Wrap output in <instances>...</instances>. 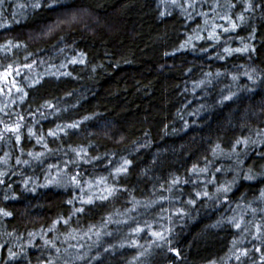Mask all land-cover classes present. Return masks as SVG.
<instances>
[{"label": "trees", "instance_id": "1", "mask_svg": "<svg viewBox=\"0 0 264 264\" xmlns=\"http://www.w3.org/2000/svg\"><path fill=\"white\" fill-rule=\"evenodd\" d=\"M180 2L187 8L185 0ZM229 2L237 6L230 10ZM216 3L197 0L195 8L188 9L190 16L171 0H4L0 4V25H4L0 46L9 41L19 45L0 47V73L9 64L35 62L31 73H25L43 76L33 88L27 87L28 79L14 73L7 80L0 78L5 92L12 79L28 92L23 101L15 88L12 95L0 93L4 122L0 132L18 115L24 117L19 144L9 132L0 140V172L7 173L2 177L6 183L0 184V209L12 213L0 214V264H48L49 260L53 264H264V246L253 239L254 225H248L250 235L227 223L241 214L245 222L264 223V211H259L264 200L258 199L264 190V143L259 142L264 135L257 136L264 133V0H252L254 7L247 12L244 0H219L220 7L213 11ZM242 12L243 23L237 19ZM217 13L230 14L238 24L234 32L216 29L219 44L207 39L212 25H230ZM197 35L205 38L196 39ZM244 44L255 51L223 53L224 47ZM74 58L84 63L72 64ZM233 93L232 100L223 99ZM45 102L53 107H41ZM73 122L81 123L58 138L48 136L57 125ZM29 128L36 136L29 138ZM40 135L52 150L43 163L28 156L46 151L36 143ZM245 137L258 143L238 145V155L232 154L235 141ZM217 144L224 155H213ZM79 148L88 157L101 159L69 168L79 171L82 181L108 177V183L120 189L114 197L81 204L78 188L43 186L48 166L63 169L64 162L76 159L72 149ZM5 153L7 164L2 162ZM17 158L30 163L17 164ZM125 158L132 161L128 172L119 178L110 175ZM194 165L209 171L197 178L191 172ZM217 168L222 171L216 172ZM249 169L253 180L242 178ZM56 171L51 170L52 177ZM238 174L227 199L217 194L220 184ZM174 177H180L181 183L168 191ZM213 177L215 182L208 183ZM83 187L87 195L99 194L95 186L89 190L84 183ZM204 191L211 198L196 197ZM190 199L195 204H189ZM80 207L85 211L72 215ZM251 208L258 209L255 215ZM180 209L183 214H178ZM69 216L68 224L58 223L49 231L54 221ZM109 217L112 222L105 227ZM145 221L153 230L171 228V234L165 233L171 245L155 247L147 229L132 235L131 229L137 224L143 227ZM218 221L222 223L216 226ZM93 225L94 231L112 235L99 240L92 234L84 236ZM70 233L77 238H67ZM129 237L138 246H129ZM45 240H52L55 247L45 245ZM169 247L177 248L180 255L169 252ZM256 247L262 251L256 252ZM9 249L19 254L16 259H9ZM237 249H248L249 255L237 261ZM81 255L84 259H76Z\"/></svg>", "mask_w": 264, "mask_h": 264}, {"label": "snow or ice", "instance_id": "2", "mask_svg": "<svg viewBox=\"0 0 264 264\" xmlns=\"http://www.w3.org/2000/svg\"><path fill=\"white\" fill-rule=\"evenodd\" d=\"M4 2V0H0V4H2ZM59 0H54V3H58ZM185 2L187 3V8L184 7V4L180 2V0H171V3L174 7H180L183 11L188 12V9H194L197 3V0H185ZM245 6H244V11H251L254 7L252 0H244ZM39 3H37L35 5V7H39ZM237 5L235 3H231L229 2L227 4V7L231 10L234 9ZM51 7V6H50ZM60 7H66L65 5L61 4ZM216 7H220L219 5V0H217V3L215 5V7L213 8V11H215ZM165 13H162V15H164ZM188 15L190 16L191 13L188 12ZM200 15L203 16H207V13H200ZM217 17L219 19H223L229 22L228 27H225L223 25H216L213 24L212 25V30L209 32L207 39L214 41L216 44L220 43V34L216 31L217 28H220L222 30L223 33H229V32H234L237 27L238 24L236 23L235 20L232 19V16L230 14H225V15H219L217 13ZM237 19L243 23L244 22V14L243 12L240 13V15L237 17ZM205 24H208V21L205 20ZM0 27H4V25H0ZM205 37L203 36H196V39H204ZM242 43H243V38H241ZM191 41V37L189 38L188 41H186L185 43H189ZM185 45H181V49L184 48ZM0 47H4V48H11V47H19V45H13L11 41H9L7 44L0 46ZM179 50V49H178ZM206 51V49H205ZM251 51H255L254 48H252L250 45L244 44L243 47H239V48H232L230 46L228 47H224L223 48V53L226 54L227 56H231L233 54H243V53H248ZM166 55H168V53H166ZM218 59H224L223 55H219L217 56ZM27 59V58H26ZM35 62H33L34 64ZM41 63H43V61H41ZM72 64L75 63H84L83 59L77 60V59H72L71 60ZM33 64H23L20 67H14L12 64H9L3 73H0V78H3L5 80L8 79L9 76H12L13 73L16 76H22L26 79H28L30 81V83H28L27 87L29 88H33L37 85H39L41 83V80L43 79V76L40 74H36L35 76L32 75H28L27 73H25V70H27L28 73H31V70L33 68ZM61 67H65V65H61ZM51 75H56L55 73H49ZM245 75L248 76V78L250 80L253 79V76L250 73H244ZM61 75H71V73H61ZM208 75H211V73H209ZM217 76L221 75L220 73L216 74ZM233 80H236L237 77L233 76L232 77ZM201 83H204V81H202ZM207 83H211V81H207ZM10 86L7 88V92H5V88L0 87V93H5L6 95H12V88L16 89L17 93H22L23 95L20 97L21 101H23L24 98H26L28 96V92L24 90V87L19 86V83L15 80L12 79L11 81H9ZM235 95V93H233L232 95H228V96H224V100H232L233 96ZM41 107H48L51 108L53 107V105L50 102H45L44 105H42ZM0 111H2V109H0ZM7 114V113H6ZM43 115V113H42ZM85 119H88V117H86ZM24 120L23 116L18 115V119L17 121L13 124V125H8L5 124L4 126V130L3 132H0V140L4 139V132H9V133H13L15 134V140L16 143L19 144L22 140V133H21V128L24 127L22 121ZM0 123H4L3 121H0ZM81 122H73L71 124H67L64 126L61 125H57L55 130H49L48 132V136L50 137H54V138H58L59 134L61 132L67 134V129H76L80 126ZM264 135V133L261 132H257V136H261ZM28 136L29 138L36 136V132L33 128H29L28 129ZM261 143H264V140L259 141ZM36 143L40 144L46 151H42V152H38V153H34V152H29L28 156L31 157L33 160L38 161L43 163V158L51 153V149L48 148V142L46 140V138L43 135L37 136L36 138ZM258 143V141L256 140H252L251 138L245 137L242 139H237L235 141V143L232 145V149H231V153L232 154H237V146L243 144L245 147H247L249 144H256ZM72 151L76 154V159H69L68 161L64 162V168L61 169L59 165L57 164H50L48 166V170H49V175L47 177V184L43 185V186H48V185H54V186H63V187H72L74 189L78 188L80 189V192L82 193V195L79 197V201L81 204H93L95 203L96 200H100V201H107L110 198L114 197L116 195V193L118 191H120L119 188H117L114 184H109L108 183V177H100L98 179H96L94 182L92 180L89 181H82L81 178V173L79 171L76 172H72V170L69 168V165H76L77 167L79 166V163L81 161L85 162V163H90L91 160L95 159V160H100V157H88L87 151L83 148H79V149H72ZM213 151V155L217 156V155H224V151L223 149L220 147L219 144L216 145V147L212 150ZM9 156L8 153H5V158L3 159V163L7 164V157ZM16 163L17 164H29L30 161L29 160H21L20 158L16 159ZM132 161L128 160L127 158L123 159V163L115 168L113 173H110V175L114 176L115 178H119L121 175L126 174L128 172L129 166L131 165ZM56 169V176L52 177L51 176V170ZM209 171V169L207 167L204 168H198L197 166H193V168L191 169L192 174L196 175L197 178H199L201 173H207ZM222 169L217 168L216 172H221ZM7 175V173H3L0 172V184H4L6 183L5 180L2 178L3 176ZM239 177H233L232 181H225L224 183L220 184L217 189L216 192L217 194H223L225 196V199H227V194L229 192L232 191L233 186L236 184L237 179ZM66 178V180H65ZM243 179L245 180H253L255 179V175L252 173V170L249 169L248 172L244 173L242 176ZM215 177H213L212 181H208V183H213L215 182ZM31 180V178H28V180H26L24 183L27 186L28 182ZM184 183H188L189 181L184 180ZM87 183L89 186V190L92 187H97L100 189L99 194H93V195H87L83 184ZM181 183V178L180 177H174L171 181V184L168 188V191H171L172 188L176 187L178 184ZM103 186V187H101ZM85 195H87V198H85ZM210 197V194L207 191L204 192H197L196 193V197ZM217 198H219V196H217ZM5 199H8V197L6 196ZM73 199H76V197H74ZM258 199L264 200V190H261L260 192V197ZM195 199H190L188 201L189 204H195ZM67 203L72 204L73 200H69L67 201ZM138 203V202H137ZM146 207L148 205H145ZM134 209H130L129 211H133ZM85 211V208L80 207V208H75L72 215H76L77 213H83ZM251 211L253 213V215H255V213L258 211L257 208H251ZM259 211H264V209H259ZM0 214H2L3 216H11L12 213L5 211L4 209H0ZM178 214H183V209L178 210ZM170 219V218H169ZM71 220V216H69L67 219H65L64 217H60L58 218L56 221L53 222V228H50L49 231H53L55 229V225L58 223L63 222L64 224H68V222ZM112 222V218L109 217L108 221L104 222V226H107V223ZM116 223H121V221H115ZM123 223H127V221H123ZM222 223V221H218L216 226H219ZM227 223L229 225H231L232 227H234L237 230H242V232H247L251 235V231L248 227L249 224L254 225L255 227V235H253V239L257 240L260 242L261 246H264V223H255L254 221H244V216L243 214L240 215L239 219L236 218V216L230 217L227 220ZM96 226H90L87 230V232L84 233V236H89V234L95 235V237L97 238V240H99V238L103 235H112V233L110 232H102L99 230H95ZM148 230V234L153 237L154 239L152 240V244L155 247H162L163 244H168L171 245V240L168 238V235H165V233L167 232L168 234H171L172 229L171 228H167L164 230H153L151 224H149L147 221H145L144 226L141 227L139 224H137L136 227L131 229V233L134 236H139L141 233L145 232V230ZM76 230L74 229L73 232H75ZM29 235H32L31 233ZM67 238L70 239H76L77 237L75 235H73L72 233L69 234V236ZM130 240V244L129 246L132 247H136L138 246L137 241L135 239H131V237H129ZM162 242V243H161ZM45 245L50 246V247H55V244L52 240H45ZM237 245V241H233V248H236ZM72 247H75L74 245ZM121 247H124L123 244H121ZM142 247V246H141ZM67 251V250H66ZM105 251L107 252L108 249L106 248ZM168 251L171 253H174L176 256L180 255V251L177 248L174 247H169ZM256 252H261L262 251V247H256L255 248ZM56 252L59 253L60 249L56 248ZM19 254L16 252H13L11 249H9V259H16L17 256ZM141 255H145V253H141ZM235 255V259L237 261H240L242 257H246L249 255V250L248 249H237V251L234 253ZM76 259H84V256H77ZM98 259V257H97ZM137 260L139 259L138 257L136 258ZM261 261L264 262V254H262L261 256ZM48 264H53L52 260L48 261ZM67 264V262H66Z\"/></svg>", "mask_w": 264, "mask_h": 264}]
</instances>
